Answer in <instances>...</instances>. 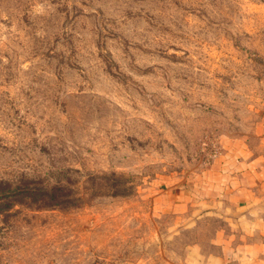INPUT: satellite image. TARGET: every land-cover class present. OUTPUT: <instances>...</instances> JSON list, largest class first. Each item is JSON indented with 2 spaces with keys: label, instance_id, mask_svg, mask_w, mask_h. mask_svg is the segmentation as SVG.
Listing matches in <instances>:
<instances>
[{
  "label": "rangeland",
  "instance_id": "374dc122",
  "mask_svg": "<svg viewBox=\"0 0 264 264\" xmlns=\"http://www.w3.org/2000/svg\"><path fill=\"white\" fill-rule=\"evenodd\" d=\"M263 140L264 0H0V264H264L196 191Z\"/></svg>",
  "mask_w": 264,
  "mask_h": 264
},
{
  "label": "crops",
  "instance_id": "0c3cea01",
  "mask_svg": "<svg viewBox=\"0 0 264 264\" xmlns=\"http://www.w3.org/2000/svg\"><path fill=\"white\" fill-rule=\"evenodd\" d=\"M257 147L225 153L203 173L196 187L199 196H212L221 210L233 212L243 227L255 226L264 218V143ZM178 193L179 204L188 201L184 190Z\"/></svg>",
  "mask_w": 264,
  "mask_h": 264
}]
</instances>
